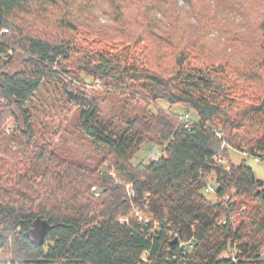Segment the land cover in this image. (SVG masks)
<instances>
[{"label":"trees","instance_id":"obj_1","mask_svg":"<svg viewBox=\"0 0 264 264\" xmlns=\"http://www.w3.org/2000/svg\"><path fill=\"white\" fill-rule=\"evenodd\" d=\"M61 1L69 7L67 0ZM42 2L54 5L58 0H0V145L17 142L5 132L8 115L19 122L14 113L15 108L18 110L26 125L25 130H18L26 135V130H32L26 106L45 79L64 80L74 87L69 101L82 110L80 128L95 144L109 149L117 172L132 187L127 190L106 175L88 178L85 190L84 183L71 179L75 178L70 174L73 171L68 170L70 183L61 177L57 159L53 166L47 161L38 164L35 172L18 174L16 181H8L12 187H0V264H264V185L246 163H230L228 170L217 162L219 154L228 159L229 148L222 149L224 143L246 150L247 157H264V118L260 117L264 114V54L260 56L257 68L262 67V73L258 76L251 73L252 69H232L239 79L231 89L243 93L253 88L248 81L257 78L263 84L262 95L253 98L256 104L242 109L238 120L227 121L219 128L222 105L215 103L214 93L227 92L231 87L215 79L217 75L226 77L228 65L217 66L214 58L211 69L186 73L193 52L185 48L174 59L178 72L168 79L152 71L155 54L149 45L140 46L147 38L134 43L132 37L131 42L123 37L124 32L121 38L117 36L126 28L121 12L117 18L121 28L114 27L106 34L95 32L106 46L83 65L94 79L86 82L65 65L77 52L71 40H48L31 31L26 33L14 20L15 14L27 11L28 5ZM256 3L258 6L250 8L257 6L262 11L257 48L264 52V0ZM115 10L118 12L119 6ZM64 24L71 32L77 30L69 18ZM242 80L246 81L239 86ZM89 87L115 91L149 105L160 100L171 106L183 105L197 114L198 121L189 131L182 116L151 111L141 120L128 121L127 129L120 134L100 119L96 103L88 98ZM230 95L227 105L233 100ZM147 139L160 146L163 154L149 164L135 166L132 159ZM18 152L21 149L14 153ZM39 154L45 157L43 151ZM44 166L45 173L39 175ZM40 176L45 182L40 184L41 189L48 190L44 199L40 193L21 189L30 180L37 182ZM212 176L216 203L204 195ZM98 183L105 191L94 199L91 188ZM50 186L60 191L61 199L50 193ZM227 197L229 200L224 202ZM146 202L149 219L128 218L133 205L143 208ZM224 219L225 224L221 223ZM192 239L197 241L193 247L180 246ZM175 240L177 243L172 245ZM49 243L53 245L47 246ZM228 246L240 252L236 261L219 259ZM145 253H149L148 262L142 261Z\"/></svg>","mask_w":264,"mask_h":264},{"label":"rangeland","instance_id":"obj_2","mask_svg":"<svg viewBox=\"0 0 264 264\" xmlns=\"http://www.w3.org/2000/svg\"><path fill=\"white\" fill-rule=\"evenodd\" d=\"M67 1L69 2L68 8L61 0L54 5L46 2L32 3L28 5L27 11L16 13L14 20L27 31L26 33L31 31L32 35L48 40H71L77 52L72 54L70 61L65 65L76 75L80 74L86 82L92 83L94 79L88 76L89 70L87 71L83 65L92 58L94 53L103 51L106 46L105 41L97 38L95 32L106 34L114 27L121 28L122 25L117 22V18L122 12L123 26L126 28H123L122 32H117V36L120 37L124 32L123 37L128 38L130 42L132 37L134 43L138 39L141 41L147 38V42L140 43V46L149 45L155 54L153 57L157 60L152 65L154 66L152 71L161 72L168 79L175 76L178 69L174 59L185 48L187 52H193L187 61L186 73L196 71L197 68L204 70L207 67L210 68L211 59L214 58L219 63L217 66L225 65L226 67L228 65L225 78L218 75L216 79L214 78L218 84L224 83L226 88L231 87L226 90L227 92L214 93L215 103L222 105V116L218 118L219 128H222L227 121L238 120L242 109L256 104L254 99L262 95L263 84L257 78L247 80L248 85H253V88L248 87L244 90V94L231 91L236 87L234 82L239 79V76L232 73L233 68L252 69L251 73L255 76L262 73V67L257 68L261 61L260 56L264 54L260 48H257L261 37L257 27L259 14L262 11H258L256 3L262 0H200L194 2L191 0H161L160 3L157 0ZM254 4L257 6L250 8ZM118 6L119 11L116 12L115 7ZM68 18L74 21L77 26L76 31L71 32L68 27H65L64 23ZM91 32L95 36H92ZM225 53L228 55L226 59L222 57ZM227 61L232 64H226ZM256 68L257 71L253 72ZM245 81L242 80L239 86ZM73 90L74 87L64 80L45 79L40 91L26 106L32 127V130H26V135L18 130L26 129L23 117L20 116L18 110L15 108L14 113L17 114L19 122L8 115L5 132L15 137L17 142H12L11 146L9 143L0 145V182L4 180L0 183V187H12V183L8 181H16L18 174L24 176L26 173L35 172L38 164L42 165L47 161L52 162L51 166H53L57 159L58 170L67 183H70L71 176L68 170H71L74 174H70L75 177L71 179L80 184L84 183L85 190L90 180L88 178H100L106 175L127 190L131 189L132 184L124 180L117 172L115 159L109 153V149L104 145L95 144L93 139L87 137L80 128L82 110L69 101V93ZM230 93L233 100L227 105V94ZM245 94L249 96V99L245 100ZM87 95L91 101L96 103L100 119L120 134L127 129L128 121L141 120L151 111L154 113L166 111L179 117L190 113L193 122L198 121L197 114L193 110H187L183 105L171 106L163 100L149 105L146 102L122 96L115 91L98 88L95 90L90 87ZM223 117L226 118L223 119ZM260 117L264 118V114ZM218 131L222 132L221 129ZM221 135L223 137L222 133ZM226 147L229 148L228 159L224 157L226 167H230V163L237 166L246 163L252 168L257 179L264 180V160L256 162L253 157H247L246 150L240 151L229 145ZM18 149H21V153H14ZM41 151L45 153V157L39 156ZM162 154L161 147L147 139L135 154L132 164L135 166L141 162L149 164L160 158ZM45 166L39 171V175L45 173ZM43 179L40 176L37 182L30 180L27 187L23 186L21 189L31 194L40 193L41 199H44L48 190L41 189L40 184L45 183ZM209 183L215 184L213 176L209 178ZM49 191L61 199L60 191L51 189V186ZM104 191V185L101 183L91 188L94 199L100 198ZM204 195L208 201L217 202L215 194L205 193ZM149 197L146 195V198ZM148 205L149 202H146L143 208L133 205L128 218L140 219V221L149 219ZM51 245L53 244H47V246ZM238 253L240 254L239 251L228 246L219 259L236 261Z\"/></svg>","mask_w":264,"mask_h":264},{"label":"built area","instance_id":"obj_3","mask_svg":"<svg viewBox=\"0 0 264 264\" xmlns=\"http://www.w3.org/2000/svg\"><path fill=\"white\" fill-rule=\"evenodd\" d=\"M181 120L185 123V127H186L189 131L193 129V127H194V122L192 121V119H191V115H190L189 113H185L184 115H182ZM219 137L222 138V135L219 134ZM226 146H227V144L224 143L223 146H222V149H224ZM224 159H225V158H224L222 155L219 154L218 157H217V162L226 165V164L224 163ZM254 160H255L256 162H262V161L264 160V157L254 158ZM227 169L229 170L230 167L227 166ZM205 193H207V194H209V193L215 194V193H216V187H215L214 185H211V184L209 183L208 186H207L206 189H205ZM148 196H149V195H148ZM228 200H229V198L227 197V198L224 200V202H226V201H228ZM126 221H128V220H126ZM223 223H224V224L227 223L226 219L223 220ZM196 243H197V241H195L194 239H192V240L189 241V242H186V243H180V246H181L182 248H186V246H191V247H193ZM148 259H149V253H145L144 256H143V258H142V261H143V262H148Z\"/></svg>","mask_w":264,"mask_h":264},{"label":"water","instance_id":"obj_4","mask_svg":"<svg viewBox=\"0 0 264 264\" xmlns=\"http://www.w3.org/2000/svg\"><path fill=\"white\" fill-rule=\"evenodd\" d=\"M258 181L260 182V185L263 186L264 185V181L263 180H260L258 179ZM177 243V240H175L172 245H175Z\"/></svg>","mask_w":264,"mask_h":264}]
</instances>
